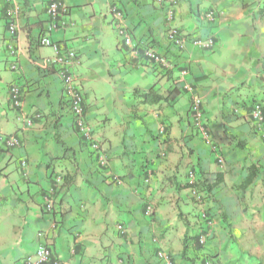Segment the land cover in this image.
Listing matches in <instances>:
<instances>
[{"label": "crops", "instance_id": "crops-1", "mask_svg": "<svg viewBox=\"0 0 264 264\" xmlns=\"http://www.w3.org/2000/svg\"><path fill=\"white\" fill-rule=\"evenodd\" d=\"M5 1L0 0V131L16 136L21 146L8 148L0 140L6 183V189L0 187V221H6L0 228V264H24L41 247L51 251V261L42 264H162L160 251L175 264H201L203 254L214 256L215 264L264 261V129L250 117L256 104L264 106V0H176L171 20L168 6L161 8L156 0H64L66 26L56 32L49 30L48 0ZM12 8L14 34L6 17ZM113 8L123 14L121 25L137 54L121 42ZM171 26L191 38H213L216 47L189 44L179 52L166 41ZM43 37L80 57L76 85L104 161L78 133L59 68L45 65L54 51L39 44ZM106 43L122 55L124 70L142 74L121 124L90 96L98 66H88L84 58L105 57ZM150 48L173 67L149 62ZM13 85L22 88L21 109L13 107ZM152 88L163 96L161 103L140 104L134 93ZM194 96L202 100L209 140L192 120ZM191 172L208 184L222 177L210 193L203 192V205L182 188ZM54 186L48 211L44 198ZM33 208L42 216V228L23 236L24 228L15 230L16 218L26 212L27 223ZM203 208L212 218L211 237L202 252L190 249L183 257L186 232L192 236L207 228Z\"/></svg>", "mask_w": 264, "mask_h": 264}, {"label": "built area", "instance_id": "built-area-1", "mask_svg": "<svg viewBox=\"0 0 264 264\" xmlns=\"http://www.w3.org/2000/svg\"><path fill=\"white\" fill-rule=\"evenodd\" d=\"M6 4H10L11 0H6ZM157 5L161 8L164 5H167L166 9L167 19H172L173 9L177 4L176 0H156ZM46 13L49 19V30L50 32H56L66 26V16L68 13V7L64 0H48ZM112 13L116 18L115 27L118 32V35L121 39V42L127 47L131 54H137L136 50L138 46L134 44L133 39L129 35L126 29H124L121 25L123 20V14L117 9L113 8ZM6 17L8 19L9 30L12 34L18 29V25L16 23L17 12L12 9H7ZM205 17L209 20H214L215 16L213 13H206ZM166 41L170 46H173L177 51L183 52L186 47L190 44L197 48L203 49H212L216 47V41L213 38L208 39H199V38H191L186 36L183 32H181L177 27L171 26L167 30L166 33ZM39 44L44 47H50L54 51V58L51 60H47L45 65L54 64L59 68V74L62 77V85H63V96L69 106V110L73 116V122L78 130V133L84 142H87L91 145L94 152H97L101 160L104 161L105 155L101 149V146L98 141L94 139L92 135V129L88 125L86 120V106L84 94L80 90V88L76 85V77L74 73L75 67L79 66L81 61L78 53L73 49L62 48L58 44L54 43L50 38L43 37L40 38ZM146 59L149 62L154 63L155 65H159L164 67L165 69H171L173 67V63L169 61V59L162 53L158 52L154 48H150L145 53ZM11 101L13 103V107L21 109L23 106V92L22 88L13 85L11 88ZM190 114L194 124L199 130L200 134L204 136L205 139H208L207 132L204 130V116L202 110V100L198 96L192 97L191 105H190ZM251 120L254 122L255 126L259 130L264 129V106L262 104H256L251 112ZM28 125H32V120H28ZM0 140L4 141L8 148H19L21 143L16 136H4L0 131ZM216 151V149H214ZM218 161L220 164L224 163V159L221 155L218 154ZM21 169L24 177L26 176V170L28 167L27 161L23 159L20 163ZM190 179H194L193 172L190 173ZM61 179L58 178L57 182H60ZM193 197L196 199L200 205L204 204L205 194L201 192H197L196 190H191ZM57 192V188L54 186L49 189L45 195V208L48 211L53 210V198L55 197ZM151 213V210L150 212ZM201 218L204 223L207 225L210 230L207 235H203L200 239L201 245H206L208 237L211 235V226L213 222L207 217V211L205 208L201 211ZM118 232L124 234L126 232L125 227L120 224L117 227ZM158 258L162 264H174L171 259L170 254L165 251H160L158 253ZM51 261V251L45 247L39 248L34 257H29L24 260V264H42ZM53 264H67L59 261H55ZM204 264H212L210 261L205 262Z\"/></svg>", "mask_w": 264, "mask_h": 264}, {"label": "rangeland", "instance_id": "rangeland-1", "mask_svg": "<svg viewBox=\"0 0 264 264\" xmlns=\"http://www.w3.org/2000/svg\"><path fill=\"white\" fill-rule=\"evenodd\" d=\"M104 48H107L108 52L107 55L105 54V57L97 56L90 60L84 58V62L88 66H93V64L94 66H98L97 68H93L96 74H93V80L91 79L92 82H90L92 85L91 88L93 87V92H90V96L93 100L98 101L100 108L104 113L109 115L110 119L112 118L114 122L116 120V124L120 123L124 116L123 107L129 106L130 99L133 98V87L137 84H141L142 74H138L135 71H126L122 68V55L116 51L115 46L106 43ZM104 50L106 51V49ZM117 98L119 99L116 100ZM74 146L75 149H77L78 144ZM218 154L220 155V152ZM0 187L6 189V183L1 175ZM8 189L9 192L13 194V189L11 187ZM39 189L40 188H37L36 191ZM28 203H30L28 206L32 205L30 201H28ZM29 212L30 213L26 215L29 218L27 223H23V218L26 212L23 213L20 211V214H18V217L16 218L17 226H15V230L19 233V231L24 228L23 236L25 233L30 232L33 233V235H36V233L42 228L41 220H39V217L41 218L42 216L38 210L33 208V210H30ZM5 223V220H1L0 228H2ZM214 259L216 260V258ZM252 262L254 264H264L260 258L253 260Z\"/></svg>", "mask_w": 264, "mask_h": 264}, {"label": "trees", "instance_id": "trees-1", "mask_svg": "<svg viewBox=\"0 0 264 264\" xmlns=\"http://www.w3.org/2000/svg\"><path fill=\"white\" fill-rule=\"evenodd\" d=\"M134 95H135L136 98L141 99L140 104H144V105H155V104H159L163 100V96L160 95L159 93L155 92L153 90V88L150 89L149 92L144 93V94H141L139 96L137 95V93H134ZM193 175H194V179L193 180L188 179V182L185 183L182 186L183 189L196 190L197 192H201V193H203V192L210 193L212 191V188L217 183H220L221 182L220 180H222L221 175H218V179L215 181V183L208 184L206 179L203 180L202 178H198L197 174L194 173V172H193ZM206 198L207 197L205 196V200H206ZM207 217L212 221V218L210 217V215L208 213H207ZM209 230H210V228L207 227L205 230H202L199 234H195V235H192V236H190L189 233L186 232V234H185V236L183 238L182 256L185 257L186 254H187V252L190 249H194L197 252H202L205 245L203 246V245L200 244V239H201V237L203 235L204 236L207 235V233H208ZM211 234H212V232H211ZM210 237H211V235L208 237L207 241L209 240ZM214 258H215L214 256L204 255L203 254V259H202V263L201 264H204L207 261H210L212 264H215V259ZM171 259H172V257H171ZM172 261L174 262L173 259H172ZM262 262H264V261H262Z\"/></svg>", "mask_w": 264, "mask_h": 264}]
</instances>
